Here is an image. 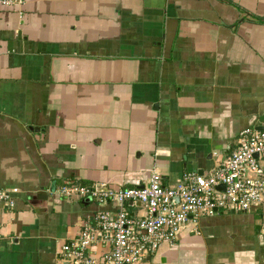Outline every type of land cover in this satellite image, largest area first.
Returning a JSON list of instances; mask_svg holds the SVG:
<instances>
[{
	"label": "crops",
	"instance_id": "crops-1",
	"mask_svg": "<svg viewBox=\"0 0 264 264\" xmlns=\"http://www.w3.org/2000/svg\"><path fill=\"white\" fill-rule=\"evenodd\" d=\"M263 123L264 0L0 3V191L17 192L0 204V264H60L84 220L116 211L61 185L155 171L173 186ZM141 264H264V203L199 217Z\"/></svg>",
	"mask_w": 264,
	"mask_h": 264
},
{
	"label": "built area",
	"instance_id": "built-area-1",
	"mask_svg": "<svg viewBox=\"0 0 264 264\" xmlns=\"http://www.w3.org/2000/svg\"><path fill=\"white\" fill-rule=\"evenodd\" d=\"M16 0H0L13 4ZM238 133V146L205 175L183 173L173 186L162 184L151 172L141 187L108 189L100 185L64 184L57 189L63 199L100 205L112 203V214L99 211L84 220L75 238L61 245L60 264H141L162 244L172 247L186 224L219 213H247L264 203V123ZM16 189L0 191V204L12 206ZM176 200L173 204L172 201ZM130 203L140 211L132 217ZM99 245L101 253L91 255Z\"/></svg>",
	"mask_w": 264,
	"mask_h": 264
},
{
	"label": "water",
	"instance_id": "water-1",
	"mask_svg": "<svg viewBox=\"0 0 264 264\" xmlns=\"http://www.w3.org/2000/svg\"><path fill=\"white\" fill-rule=\"evenodd\" d=\"M255 130H261V128H255ZM195 173L197 174V175H201V171H199V170H196L195 171ZM141 187V186H140ZM176 202V200L174 199L173 201H172V203L174 204ZM87 203V201H83V204H86ZM129 205H130V203H129Z\"/></svg>",
	"mask_w": 264,
	"mask_h": 264
},
{
	"label": "trees",
	"instance_id": "trees-1",
	"mask_svg": "<svg viewBox=\"0 0 264 264\" xmlns=\"http://www.w3.org/2000/svg\"><path fill=\"white\" fill-rule=\"evenodd\" d=\"M71 183H73L72 181H69V183H67V184H71ZM74 184V183H73ZM76 184H79V185H85V183H83V182H76Z\"/></svg>",
	"mask_w": 264,
	"mask_h": 264
}]
</instances>
